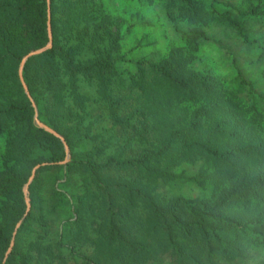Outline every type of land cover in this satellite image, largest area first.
Returning a JSON list of instances; mask_svg holds the SVG:
<instances>
[{
  "label": "trees",
  "instance_id": "16d2710c",
  "mask_svg": "<svg viewBox=\"0 0 264 264\" xmlns=\"http://www.w3.org/2000/svg\"><path fill=\"white\" fill-rule=\"evenodd\" d=\"M94 1L0 0V137H6V154L0 171V255L11 244L8 227L14 229L25 217V186L34 167L41 163L48 165L41 168L32 184L33 203L34 197L46 190L48 205L55 211L66 206L72 211L74 208L78 223L86 206L94 205L85 204L80 194L82 188L85 196L98 193L109 198L108 204L100 203L104 220L99 223V229L102 240L113 244L115 256L126 263L137 260L136 255L146 250L148 229L151 235L157 233L164 237L163 244L178 264L214 262L217 256L231 259L233 253H242L247 243L251 247H264V212L254 219V215L248 213L253 201H264V168L261 162L250 172L237 167L244 158L262 157L260 143L242 144L239 135L233 132L238 142L221 151L211 143L224 131L222 126L199 130L202 124L196 120L197 116L187 128L167 125L156 136L142 127L140 121L135 122L140 114H155L158 82L187 94L192 100L199 97L190 95L199 93L212 96L218 103L221 101L220 106L227 100L213 77L189 67L201 41L211 38L202 28H181L174 11H184L197 23L199 10L195 0H165L166 13L189 45L188 51L181 55L175 53L159 64L138 61L141 79L145 84L148 82L147 85L133 78L131 84L126 85L129 92L117 96L112 83L118 74L119 60L113 57L114 46L105 49L97 46L109 30L106 19L95 16ZM78 2L81 3L78 5ZM49 12L53 47L30 58L23 71L34 106L23 86L20 69L26 55L49 44ZM222 20L248 41L242 23L231 15H223ZM93 46L98 48L99 56L82 62L78 57L81 51ZM239 79L248 85L241 75ZM134 84L143 92L135 99L136 105L127 101L134 99ZM95 99L100 102L102 112H92ZM200 111L208 115L211 108L203 107L197 112ZM37 114L44 125L64 136L70 148L69 159L65 143L38 124ZM107 123L112 124V129L105 126ZM145 123H148L146 119ZM91 142H95L92 151H80ZM177 144L181 145L178 153H182L177 163L194 161L201 156L233 170L219 177L220 182L227 181L229 185L215 201L182 197L167 200L156 193L157 177L163 181L175 178L169 172L171 165H159L175 155ZM190 180L204 186V181L198 177ZM117 191H120L118 195L122 194L121 198L130 201L118 204L119 211ZM136 199L142 204L143 223H130L120 216V212L136 207ZM235 203L246 210H232ZM34 218L31 211L24 225ZM58 232L60 240L56 244L50 242L47 248L54 244L59 249L64 247V232L61 229ZM37 243L44 247L42 242ZM69 245L66 247L74 251L75 246ZM49 254L52 255V249ZM26 262V257L21 258L14 251L7 264H28Z\"/></svg>",
  "mask_w": 264,
  "mask_h": 264
},
{
  "label": "rangeland",
  "instance_id": "374dc122",
  "mask_svg": "<svg viewBox=\"0 0 264 264\" xmlns=\"http://www.w3.org/2000/svg\"><path fill=\"white\" fill-rule=\"evenodd\" d=\"M195 2L199 10L198 20L195 18L197 23L191 21L192 19L187 17L183 10L182 13L179 9L174 11V16L181 28H202L211 38L201 41L197 51L193 53L194 59L189 63V67L199 74L213 77L220 84L219 88L221 87L227 100L220 106L221 101L218 103L211 98V95L206 97L207 95L201 93L190 95L199 97L192 100L187 94L158 82L155 114L146 116L140 114L135 122L140 121L142 127L148 131L151 130L150 134L156 136L167 125L187 128L190 126V121L192 122L197 116L195 119L202 124L198 127L199 130L209 129L208 126L215 129L222 126L224 131L219 133L215 142L211 143L214 148L223 151L234 146L238 140L232 136L233 132L239 135L242 144H251L252 141L254 144H261L262 157L252 155L242 159L237 163L238 170L254 171L260 166V162L264 168V0H195ZM80 3L78 2V5ZM92 10L98 18L106 19L109 30L104 38L99 39L97 46L103 49L114 46L113 57L119 60L118 74L113 77L112 83L115 96L126 95L129 92L126 85H130L133 78L143 86L147 85L148 82L145 84V80L141 79L139 67L136 65L138 61L159 64L173 54L181 55L189 49L186 40L177 32L175 23L166 13L165 0H95ZM223 15H231L243 24L248 41H245L236 29L222 20ZM98 56V48L93 46L81 51L78 57L82 62H87L95 60ZM240 75L248 85L239 79ZM146 76L148 77V74ZM148 80L151 79L147 78ZM147 90L151 91L150 88ZM132 94L134 99H127V101L136 105L135 99L142 96L143 92L138 85L134 84ZM99 103L98 101L93 103L92 112H102ZM203 107H210L211 112L208 115L204 111L197 112ZM36 117L39 120L38 114ZM145 119L148 123H145ZM105 126L112 129L111 123ZM61 136L64 138L63 135ZM94 146L95 142L87 143L80 151H92ZM176 146L178 151H175V155L168 157L166 162L159 165H171L169 172L174 174L175 178L163 181V178L157 177L154 183L156 193H160L167 200L182 197L188 200L215 201L229 185L227 181L220 182L219 177L233 170L226 166H219L213 160L201 156L194 161L177 163L182 153H178L181 145ZM5 154L6 137L2 136L0 137V171ZM67 154L69 159V146ZM37 166L32 170V174ZM143 174L145 173L142 172L141 175ZM36 177L29 184L30 177L25 186V189L28 188L30 207L26 200L27 212L24 219L14 229L10 227L7 229V234L11 237L10 247L13 242L14 246L9 254L10 247L3 255H0L2 264L8 263L14 251H17L21 258L26 257L28 264H87L94 260L98 264H178L163 244L164 237L157 233L151 235L149 229L146 234V250L136 255L137 260L130 263L124 262L123 259L115 256L113 244L102 240L103 234L99 229V223L104 220L101 218L104 214L101 213L100 203L108 204L109 198L106 199L98 193L90 197L85 196L82 188L80 194L84 196L85 204L94 205L86 206L87 209L82 211L84 214L80 216V222L77 223L78 213L74 208L72 211L66 206L55 211L50 204L48 205L46 190L34 197L36 201L33 203L31 188ZM76 177L79 178V176ZM196 177L204 181V186L190 180ZM78 184L79 186L82 184L81 180ZM118 194L120 191L115 193L116 197L120 196L116 200L119 211L121 207L118 204L122 202L129 204L130 201L128 198H121L122 194ZM136 202V207H131L130 211L120 212V216L129 220L130 223L138 221L143 223L145 221L141 219L142 204L139 199H136ZM231 208L238 211L246 210L240 203L233 204ZM249 209L248 213L253 214L254 219L258 213L264 212V201H253ZM31 211L35 218L24 225ZM44 222H48L46 226ZM21 228L22 232H20ZM60 229L65 235V245L61 249L55 245L57 240H60L58 232ZM37 242H42L44 247L39 246ZM50 242L55 244L52 248H47L46 245ZM69 244L75 246L74 251L66 247L70 246ZM49 249H52V255L49 254ZM198 259L204 260L203 257ZM203 264H264V247H251L247 243L242 253H233L231 259L217 256L214 262H203Z\"/></svg>",
  "mask_w": 264,
  "mask_h": 264
},
{
  "label": "water",
  "instance_id": "95a60500",
  "mask_svg": "<svg viewBox=\"0 0 264 264\" xmlns=\"http://www.w3.org/2000/svg\"><path fill=\"white\" fill-rule=\"evenodd\" d=\"M49 39H50L49 44H48L45 48L40 49V50L32 51V52H30L28 55H26V56L24 57V59H23V61H22L21 69H20V77H21V80H22L23 86L25 87V90H26V92H27L29 98H30L31 101L33 102V104H34V101H33V98H32V96H31V94H30L29 88H28V86H27V84H26V82H25L24 75H23V71H24L25 64L27 63V61H28L30 58H32V57H34V56L41 55V54H43L44 52H46L48 49H51V48L53 47V41H54V38H53V31H52V27H51V13H50V12H49ZM34 106H35V104H34ZM38 124H39L41 127L45 128L47 131H49V132L55 134L57 137L61 138L62 141L65 142L64 138H63L58 132H56V131L52 130L51 128L47 127L46 125H44V124H43L42 122H40L39 120H38ZM65 144H66V142H65ZM66 146H67V144H66ZM67 151H68V146H67ZM46 165H48V164H47V163L40 164V165H38V166L35 168V170L33 171L32 176H31V179H30L29 184H30V183L34 180V178L36 177V174H37L38 170L41 169L42 167L46 166ZM25 194H26V200H27L28 207H30V200H29V197H28V188L25 189ZM18 228H19V225L17 226V229H18ZM13 246H14V242L12 243V245H11V247H10V250H9L8 254L12 251Z\"/></svg>",
  "mask_w": 264,
  "mask_h": 264
}]
</instances>
